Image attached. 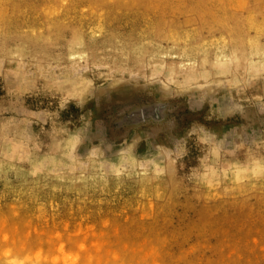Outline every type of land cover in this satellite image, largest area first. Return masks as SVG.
<instances>
[{
	"label": "rangeland",
	"instance_id": "374dc122",
	"mask_svg": "<svg viewBox=\"0 0 264 264\" xmlns=\"http://www.w3.org/2000/svg\"><path fill=\"white\" fill-rule=\"evenodd\" d=\"M0 264H264V0H0Z\"/></svg>",
	"mask_w": 264,
	"mask_h": 264
},
{
	"label": "trees",
	"instance_id": "16d2710c",
	"mask_svg": "<svg viewBox=\"0 0 264 264\" xmlns=\"http://www.w3.org/2000/svg\"><path fill=\"white\" fill-rule=\"evenodd\" d=\"M0 93H1V90H0Z\"/></svg>",
	"mask_w": 264,
	"mask_h": 264
}]
</instances>
